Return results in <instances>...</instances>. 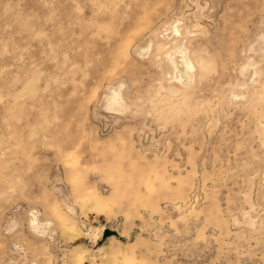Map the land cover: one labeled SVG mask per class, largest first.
Returning <instances> with one entry per match:
<instances>
[{
    "label": "rangeland",
    "instance_id": "1",
    "mask_svg": "<svg viewBox=\"0 0 264 264\" xmlns=\"http://www.w3.org/2000/svg\"><path fill=\"white\" fill-rule=\"evenodd\" d=\"M0 264H264V0H0Z\"/></svg>",
    "mask_w": 264,
    "mask_h": 264
},
{
    "label": "bare ground",
    "instance_id": "2",
    "mask_svg": "<svg viewBox=\"0 0 264 264\" xmlns=\"http://www.w3.org/2000/svg\"><path fill=\"white\" fill-rule=\"evenodd\" d=\"M120 99H121L120 93H116V91H115V94L113 96V100H111V101H120Z\"/></svg>",
    "mask_w": 264,
    "mask_h": 264
}]
</instances>
